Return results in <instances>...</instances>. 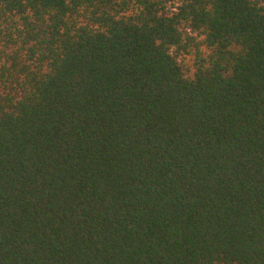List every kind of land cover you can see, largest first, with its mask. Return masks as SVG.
<instances>
[{"label": "trees", "instance_id": "obj_1", "mask_svg": "<svg viewBox=\"0 0 264 264\" xmlns=\"http://www.w3.org/2000/svg\"><path fill=\"white\" fill-rule=\"evenodd\" d=\"M0 264H264V0H0Z\"/></svg>", "mask_w": 264, "mask_h": 264}]
</instances>
